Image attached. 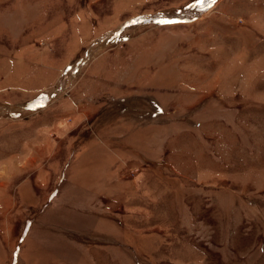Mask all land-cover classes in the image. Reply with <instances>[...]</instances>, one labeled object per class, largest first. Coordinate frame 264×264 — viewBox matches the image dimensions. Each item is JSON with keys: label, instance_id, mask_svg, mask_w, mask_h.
Listing matches in <instances>:
<instances>
[{"label": "rangeland", "instance_id": "obj_1", "mask_svg": "<svg viewBox=\"0 0 264 264\" xmlns=\"http://www.w3.org/2000/svg\"><path fill=\"white\" fill-rule=\"evenodd\" d=\"M0 264H264V0H0Z\"/></svg>", "mask_w": 264, "mask_h": 264}, {"label": "water", "instance_id": "obj_2", "mask_svg": "<svg viewBox=\"0 0 264 264\" xmlns=\"http://www.w3.org/2000/svg\"><path fill=\"white\" fill-rule=\"evenodd\" d=\"M83 64V62L82 63H79L78 65H76V66H81ZM74 68L75 67H72V70L71 69H69V71L67 72V74L65 75L66 77L68 76V75H70V71H73L74 70ZM65 79V78H64Z\"/></svg>", "mask_w": 264, "mask_h": 264}, {"label": "bare ground", "instance_id": "obj_3", "mask_svg": "<svg viewBox=\"0 0 264 264\" xmlns=\"http://www.w3.org/2000/svg\"><path fill=\"white\" fill-rule=\"evenodd\" d=\"M70 72H72V71H70ZM70 72H69V73H70ZM66 78H67V77H66ZM66 81H67L66 79L63 80V83H62L61 85L64 86V82H66ZM62 86H61V87H62Z\"/></svg>", "mask_w": 264, "mask_h": 264}, {"label": "snow or ice", "instance_id": "obj_4", "mask_svg": "<svg viewBox=\"0 0 264 264\" xmlns=\"http://www.w3.org/2000/svg\"><path fill=\"white\" fill-rule=\"evenodd\" d=\"M162 23L165 22V21H161Z\"/></svg>", "mask_w": 264, "mask_h": 264}]
</instances>
